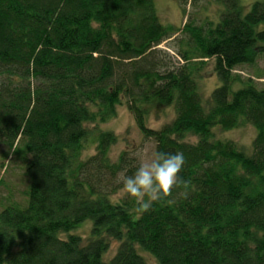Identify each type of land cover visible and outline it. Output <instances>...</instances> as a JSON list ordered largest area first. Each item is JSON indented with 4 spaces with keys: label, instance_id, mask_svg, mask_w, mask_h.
Masks as SVG:
<instances>
[{
    "label": "trees",
    "instance_id": "16d2710c",
    "mask_svg": "<svg viewBox=\"0 0 264 264\" xmlns=\"http://www.w3.org/2000/svg\"><path fill=\"white\" fill-rule=\"evenodd\" d=\"M216 1L217 20L174 28L155 0H0V144L29 156L25 203L0 209V264H146L140 250L158 264H264V89L232 72L264 53V0ZM172 36L181 64L157 47ZM208 59L219 85L204 106L194 74ZM121 105L155 153L185 156L147 211L114 198L140 166L125 150L112 159L118 137L98 127ZM157 106L175 116L154 129ZM245 124L250 154L214 138ZM85 220V237L71 232Z\"/></svg>",
    "mask_w": 264,
    "mask_h": 264
},
{
    "label": "rangeland",
    "instance_id": "374dc122",
    "mask_svg": "<svg viewBox=\"0 0 264 264\" xmlns=\"http://www.w3.org/2000/svg\"><path fill=\"white\" fill-rule=\"evenodd\" d=\"M248 1V0H244ZM155 8L159 16L160 22L165 25H171L174 28H181L186 22L187 16L191 15L199 21L217 20L222 5L216 0H155ZM179 32L174 36H178ZM172 36L157 47L166 51L170 57L171 63H182L172 48ZM205 65L198 69L194 76L198 83L199 93L202 103L207 106V98L212 89L219 85V80L213 71V59H208ZM242 81L251 80L258 89H264V53L258 55L255 61L250 65H241L233 71ZM241 83L235 81L233 88H237ZM175 116L174 109L171 106H157L152 109L146 117V124L150 128L159 129L165 123L170 122ZM102 129L112 130L118 137V141L111 147L110 156L116 159L122 151H127L128 155L135 158L139 163L149 162L155 154V142L152 139H146L138 130L133 115L127 110L125 105L118 108L116 117L108 122L98 126ZM214 138L220 140L232 141L237 147L241 148L245 153L252 152V142L256 135V130L251 124L234 127L230 129H222L220 126L212 128ZM188 142H196L195 136H187ZM93 147L88 148L84 155L93 153ZM29 158L24 154V149L18 148L13 154L12 149L0 144V209L9 203H17L23 205L27 197V189L29 179L26 175V162ZM122 189L119 190L114 198L119 199L124 196ZM91 221L85 220L73 230L72 233L85 237ZM64 237L65 234H60ZM117 242L112 240L110 249L106 257H110L115 249ZM146 264H158L156 259L144 252L139 251Z\"/></svg>",
    "mask_w": 264,
    "mask_h": 264
},
{
    "label": "clouds",
    "instance_id": "9594fccd",
    "mask_svg": "<svg viewBox=\"0 0 264 264\" xmlns=\"http://www.w3.org/2000/svg\"><path fill=\"white\" fill-rule=\"evenodd\" d=\"M184 163L183 152L157 151L149 162L140 164L132 175L121 177L122 191L135 198L138 210L147 211L153 201L161 199L180 183L177 174Z\"/></svg>",
    "mask_w": 264,
    "mask_h": 264
}]
</instances>
